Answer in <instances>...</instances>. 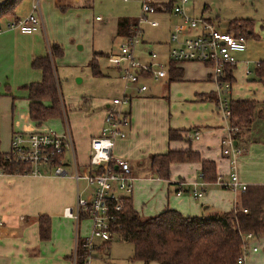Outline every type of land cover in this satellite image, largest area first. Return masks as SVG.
Segmentation results:
<instances>
[{
    "label": "crops",
    "instance_id": "obj_1",
    "mask_svg": "<svg viewBox=\"0 0 264 264\" xmlns=\"http://www.w3.org/2000/svg\"><path fill=\"white\" fill-rule=\"evenodd\" d=\"M31 2L32 0H20L14 7L13 14L0 17V22L10 17L27 14L31 8ZM88 5L89 0H40L39 9L43 19V28L33 33H22L16 29L0 31V85L3 87L0 88V94H4V97H0V123L3 117L8 120V123L4 124L8 142L7 149L12 132L47 129L38 128L46 120L35 123L29 118L26 95V109L24 107L20 113L21 116L18 113L14 114L15 94L10 86L39 80L40 72L30 66V59L33 56L47 54L51 42L66 45V39L72 35V12ZM186 11L196 15L192 11V0H188ZM200 14L202 12L197 15ZM120 16L134 18V16ZM154 17L159 23L157 26L150 27H161L162 33L154 38H146L143 35L146 28L144 25L142 42L137 51V55L143 60L145 55L142 50L147 48L146 43L152 44L158 57L166 59L168 30L175 17L165 16L163 19L160 15ZM94 20H100V17L95 19L94 16ZM219 27L228 26L226 23L225 26ZM125 34L120 32L116 33V36L119 40ZM251 34L246 36H255L253 31ZM77 47L81 46L77 45ZM245 50L236 53V63L230 67L229 99L252 100L255 102V108L254 118L248 129L239 138L234 139L239 149L235 172L238 179L245 185L264 184V168L259 169L255 164L261 161L264 167V71L257 73L253 66L252 72L244 73L245 60H247L244 56ZM112 51H116V48L110 50ZM93 52L90 53L89 58L92 57ZM189 63L190 61L174 62L175 66L181 68L179 77L169 79L167 73L165 77L157 80L147 79L145 80L146 88L142 91L136 90V84L123 88L121 81V93L124 92L129 96L127 105L123 107L127 112L128 121L123 127L125 137L115 139L111 151L113 155L123 157L129 163L133 175V187L128 196L139 216L147 217L156 214L165 207L174 208L183 215H208L239 205L242 191L232 190L219 183L228 179L230 169L228 158L221 153L219 143V139L225 134L226 120L216 108L215 85L205 70L198 75L200 79L189 78L193 80L190 84V91L177 98L180 101H189L186 109L182 104L178 110L172 109V99L176 98L172 96L173 89L170 83L181 82L185 79L182 73L184 66ZM111 70H114L117 75L113 67ZM108 101L109 99L99 102L89 100V104L92 102L94 105L92 106L94 113H97V125L90 130L91 132L81 134L74 132L77 138L79 136L81 139H86V153L83 147L78 145L74 134V138L71 136L72 141L77 142V148L86 154L87 160L89 140L99 132L103 109L105 110ZM157 101L161 103V106L154 107ZM187 106L190 107L189 110ZM259 126H262L261 135L257 132ZM168 128L191 129V131L186 134L188 138L186 141L184 139L168 140ZM193 129L197 132L196 138L192 135ZM64 130L65 128L60 132L54 131L63 133ZM169 148H190L198 152L200 159L213 160L217 172L216 180L210 182L198 177L199 161L172 163L168 178L155 177L143 161L148 160L149 155L165 152ZM6 150H0V152ZM86 162L77 161L80 163L78 167L81 169ZM199 180L203 182L202 185H198L201 195L193 196L190 192L192 182ZM179 181L183 182L182 185L178 184ZM178 190L179 194H176ZM75 191V182L69 176L29 175L20 172L0 173V218L2 220L0 264H67L77 235L75 236L74 219L67 216L64 210L74 204ZM39 215H46L49 218L48 236L44 239L39 238L38 235ZM80 220H85L88 226L87 219ZM84 234L78 233V236ZM248 244L249 246L254 245L256 249L248 252L244 264H264V234L250 239ZM96 251H93L92 256ZM147 264H157V262L149 261Z\"/></svg>",
    "mask_w": 264,
    "mask_h": 264
},
{
    "label": "built area",
    "instance_id": "obj_2",
    "mask_svg": "<svg viewBox=\"0 0 264 264\" xmlns=\"http://www.w3.org/2000/svg\"><path fill=\"white\" fill-rule=\"evenodd\" d=\"M187 2L188 0H138L139 14L128 26L129 32L116 41V51L108 52L105 58L118 73L123 88L136 84L137 91L146 88L145 80L165 77L169 61H196L209 66V78L215 85L216 108L226 120L225 134L219 139V143L221 153L228 158L230 169L228 179L219 183L232 190L243 191L246 185L238 179L235 172L239 149L232 134L237 128L228 124L230 79L227 78L225 70L236 63V53L245 50L246 36L227 27H219L202 14H189L186 11ZM39 3L40 0H32L27 14L1 21L0 31L16 29L22 33H33L43 28ZM155 15L175 17L168 30L166 59L158 57L156 50L144 48L143 60L137 55L142 42L143 27L157 26L159 21ZM95 19H99V16H95ZM250 63L254 68L259 66V60H245V74L250 73ZM128 101L129 96L122 92L119 97H112L107 102L99 132L89 140L88 160L81 169L75 160L67 122H64L63 133H57L50 128L14 131L10 135L8 149L2 152L4 160L23 165L20 173L69 176L74 180L75 201L64 212L75 221V236L79 233L77 229L80 219L88 221L86 233L81 236L82 245L87 249L83 264H90L98 243L117 235L115 226L118 225L117 213L120 211L121 200L132 191L133 175L128 161L113 155L111 151L114 140L125 137L123 127L128 120L123 107ZM192 135L196 138L197 132L193 131ZM4 172L0 166V173ZM198 177L200 178V174ZM81 180L84 184L80 187ZM182 183L178 182L179 185ZM202 184L200 180L192 182L190 192L193 196L201 195L198 185ZM176 194H179V190ZM1 225L0 218V227ZM254 237L250 231L241 233L240 251L235 264H244L248 252L256 249L254 245L248 244ZM76 242L67 264H76Z\"/></svg>",
    "mask_w": 264,
    "mask_h": 264
},
{
    "label": "trees",
    "instance_id": "obj_3",
    "mask_svg": "<svg viewBox=\"0 0 264 264\" xmlns=\"http://www.w3.org/2000/svg\"><path fill=\"white\" fill-rule=\"evenodd\" d=\"M20 0H2L0 17L12 15L14 7ZM133 19L119 16L116 19V33H128V26ZM250 18H233L227 21V28L236 33L249 35L252 33ZM251 27V29H250ZM249 29V30H248ZM62 54V47L57 42L49 44L47 54L33 56L30 66L40 72V78L23 86L26 89L27 112L35 123L61 114V96L57 88V78L52 64L53 58ZM101 52H93L87 61L92 74L100 75L93 56ZM226 76L230 78V67L226 68ZM264 71V59L259 60L255 72ZM169 79L179 77L181 68L169 61L167 67ZM255 102L252 100L229 99L230 115L228 124L235 126L232 134L234 139L242 135L243 128L248 129L254 118ZM191 129H167V139H188L186 134ZM192 131H195L194 129ZM149 170L155 177L166 179L172 163L199 161L200 177L213 182L217 178L213 160L200 159L197 151L186 149H167L162 153L148 156ZM0 166L5 172H21L23 165L11 163L2 158ZM244 209V210H243ZM118 225L115 226L116 236L128 241L132 246V259L142 264L155 261L157 264H235L241 245V233L250 231L258 237L264 234V184L246 185L240 193L239 205L226 211L213 212L208 215H183L178 210L165 207L156 214L141 217L133 208L129 196L121 200L120 211L117 213ZM39 238L48 236L49 218L39 215L37 219ZM108 241L104 248L108 249ZM87 249L82 245V237L77 236L76 264H83ZM70 255L68 256L69 260Z\"/></svg>",
    "mask_w": 264,
    "mask_h": 264
},
{
    "label": "rangeland",
    "instance_id": "obj_4",
    "mask_svg": "<svg viewBox=\"0 0 264 264\" xmlns=\"http://www.w3.org/2000/svg\"><path fill=\"white\" fill-rule=\"evenodd\" d=\"M192 11L196 15L202 12V15L208 16L217 26H225L227 21L233 18H250L255 36L247 37L245 35L247 38L244 56L251 62L264 59V0H192ZM138 14L137 0H89L88 6L78 8L76 12H72V35L66 39V45L60 44L62 54L55 59L53 58L52 61L54 74L57 78V88L62 99L60 104L61 114L46 119L38 128H52L60 132L63 130L66 120L68 129L72 132V137L74 132L77 134L91 132L90 130L97 125L98 120L97 113H94L95 111L92 108L94 106L92 102H99L103 99H109L110 101L112 97L121 95V80L117 77L118 73L116 75L115 71L111 70L112 66L105 58L110 50L116 48L115 42L118 40L115 31L116 17L120 15L136 17ZM94 16H99L100 20H94ZM160 18L163 19L165 16L160 15ZM161 30V27L155 28L146 25L143 35L146 38H154L162 33ZM77 45L81 47L78 48ZM146 47L154 49L151 43H146ZM92 51L104 53L103 55L96 54L93 57L101 71L100 75L92 74L90 68L86 65ZM249 69L252 72V63L249 64ZM203 70L208 74L210 73L209 66L202 62L190 61L183 69L182 75L185 79L181 82L170 83V87L173 89L172 96L176 98L172 99V109L178 110L181 104L186 109L189 101H180L177 98L190 91V84L193 81L190 79H200L201 77H198V75L202 74ZM23 84L10 86L15 94L14 114L18 113L20 115L24 107L26 109V90L22 86ZM1 87L2 85H0ZM5 89L8 88L5 87ZM0 97H4V94H0ZM163 99L167 102L165 98ZM89 100H92L91 104H89ZM62 104L63 106H61ZM159 106H161V103L157 101L154 107ZM189 108L187 106V110ZM1 121L0 150H6L8 142L4 124L6 125L8 120L3 117ZM246 130V128H243V133ZM257 132L259 135L262 134V126L258 127ZM76 139L78 145L82 146L85 152L86 139H81L79 136ZM76 143L74 142L76 160L87 161L86 152L83 153L77 148ZM143 163L149 168L148 160L144 159ZM255 164L258 165L259 169L264 168L261 161ZM149 171L148 173H151ZM83 184L84 181L81 180L79 186L81 187ZM141 217H144V215H141ZM85 227L86 221L80 220L78 223L80 235L84 234ZM109 240L108 249L104 248L107 243H98L97 251L91 256L90 264H142L139 260L131 258L132 246L128 241L119 239L117 236L111 237Z\"/></svg>",
    "mask_w": 264,
    "mask_h": 264
},
{
    "label": "water",
    "instance_id": "obj_5",
    "mask_svg": "<svg viewBox=\"0 0 264 264\" xmlns=\"http://www.w3.org/2000/svg\"><path fill=\"white\" fill-rule=\"evenodd\" d=\"M235 142V141H234Z\"/></svg>",
    "mask_w": 264,
    "mask_h": 264
}]
</instances>
